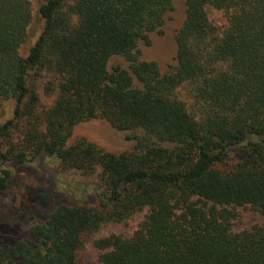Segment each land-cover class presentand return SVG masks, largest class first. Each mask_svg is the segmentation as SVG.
<instances>
[{"label": "trees", "instance_id": "obj_1", "mask_svg": "<svg viewBox=\"0 0 264 264\" xmlns=\"http://www.w3.org/2000/svg\"><path fill=\"white\" fill-rule=\"evenodd\" d=\"M184 1L177 66L162 73L139 43L162 32L174 0H46L26 56L31 3L0 0V101H15L0 125V192L7 163L42 154L62 172L98 174L103 188L92 203L59 205L32 227L34 243L0 244V264H84L92 234L146 209L132 238L96 242L102 264H264V225L232 229L237 207L264 217V0ZM209 7L227 15L225 30ZM113 57L127 67L110 68ZM95 119L141 131L134 150L68 144Z\"/></svg>", "mask_w": 264, "mask_h": 264}, {"label": "rangeland", "instance_id": "obj_2", "mask_svg": "<svg viewBox=\"0 0 264 264\" xmlns=\"http://www.w3.org/2000/svg\"><path fill=\"white\" fill-rule=\"evenodd\" d=\"M32 8V21L27 29V36L21 48L26 56L45 28V19L39 8L46 0H29ZM187 7L184 0H174V9L168 12L162 32L150 34L149 41L139 43L142 61L156 62L162 73L171 72L177 66L176 36L186 20ZM210 20L220 31L228 25L227 15L214 8H208ZM127 63L121 57H113L109 67ZM43 106H51L53 98L48 97L43 88L39 90ZM180 97L190 103L186 92L180 90ZM15 101H0V125L14 117ZM141 131H119L109 122L95 119L78 124L68 144L72 145L81 138L87 139L110 153L133 151ZM239 155V153H238ZM237 157V155H236ZM4 168L12 173L9 188L0 192V244L14 246L20 241L34 243L31 236L32 227L44 223L55 209L63 204L76 205L94 202L95 193H102L101 180L98 174L84 176L80 173L62 172L54 157L42 154L36 159L20 164L16 161L7 163ZM237 218L232 229L239 233L264 225V217L250 206L237 207ZM148 213L147 209L136 213L124 223L103 225L85 242L84 264H102V251L96 246L100 239L118 235L132 238L140 228Z\"/></svg>", "mask_w": 264, "mask_h": 264}]
</instances>
